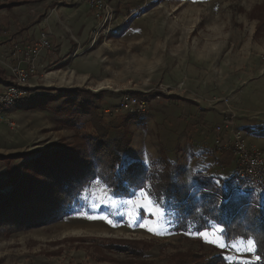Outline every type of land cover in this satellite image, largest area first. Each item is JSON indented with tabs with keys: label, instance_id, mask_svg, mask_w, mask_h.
<instances>
[{
	"label": "rangeland",
	"instance_id": "obj_1",
	"mask_svg": "<svg viewBox=\"0 0 264 264\" xmlns=\"http://www.w3.org/2000/svg\"><path fill=\"white\" fill-rule=\"evenodd\" d=\"M9 1L0 0V4ZM131 1L127 4L133 10L128 16L125 4L114 8L115 19L108 31L95 33L93 13L91 17L88 13V29L79 30L80 44L71 45L67 53L65 47L51 42L54 54L31 78L33 90L0 120V194L11 190V176H17L19 183L37 177L26 163L37 159L39 152L60 153L77 143L78 133H91L103 119L112 125L111 136L125 133L130 138L123 158L140 163L148 160L146 185L152 187L146 190L163 212L159 222L163 234L148 230L156 225L149 211L140 209L137 214L123 203L134 199L140 187L131 188L128 196L114 194L116 207L97 206V197L113 191L93 181L64 219L9 233L1 228L0 264H122L139 260L142 264H172L173 254L189 252L224 258L221 249L195 235L218 224L197 230L195 219L181 222L184 217L176 208L179 202L166 197L164 183L183 185L189 195L188 206L199 204L205 196L210 208L217 210L222 189L216 185L211 190L209 183L215 184L220 177L230 178L231 195L234 187L238 189L234 198L260 200L259 194L240 188L231 149L222 146L232 155L229 167L214 164L220 144L206 147L209 156L203 163L200 158L190 165L189 158L204 145L196 141L202 110L230 119L234 113L261 114L264 120V24L258 28L264 23V0ZM48 9L45 0L0 8V78L10 74L9 66L14 63L9 54L12 45L32 43L35 35L37 39L46 32L39 30L37 23ZM71 89L81 92L67 102L64 93ZM135 92L144 93L145 111L121 110V102ZM153 92L159 94L151 96ZM88 93H100L101 97ZM89 101V109L79 105ZM57 106L66 107L64 113H55L53 107ZM126 113L136 114L137 119L126 121ZM221 122L209 124L207 134L212 142L225 133L215 130L225 120ZM192 177L194 184L188 187ZM229 254L236 255L234 251Z\"/></svg>",
	"mask_w": 264,
	"mask_h": 264
},
{
	"label": "trees",
	"instance_id": "obj_2",
	"mask_svg": "<svg viewBox=\"0 0 264 264\" xmlns=\"http://www.w3.org/2000/svg\"><path fill=\"white\" fill-rule=\"evenodd\" d=\"M36 0H10L7 3L0 4V8L15 6L23 3L33 2ZM126 16L130 14L132 6L125 4ZM124 7V8H125ZM33 22L28 24L31 26ZM261 23L258 28L262 26ZM33 90V89H32ZM31 90V91H32ZM79 89H71L64 93L71 102L72 97L80 95ZM96 99L101 94H91ZM133 96L144 98V93L135 92ZM158 92L150 95L156 96ZM39 95L38 98H40ZM52 98V97H45ZM145 99V98H144ZM41 100V99H38ZM91 101L80 102L83 108L89 109ZM57 114L64 113L66 107H53ZM75 110L72 111V114ZM127 112V111H125ZM200 112V120L203 123V114ZM69 115L68 113L66 116ZM101 116L99 115L98 118ZM137 119L136 114L126 113V121ZM100 124L93 127L91 133H78L77 143L63 149L60 153L51 151H41L34 161L27 162L35 176L19 183L17 176H11L12 188L4 194H0V229L4 228L6 233L35 226L48 224L64 219L68 214L73 203L79 200L85 186L93 181H99L111 188L113 193L118 196H128L133 187L146 185L148 174L145 166L139 161H132L130 167L126 170L118 167L122 154L129 149L130 138L127 134L110 135L111 124L100 119ZM124 122V118H122ZM257 129L264 135V126H258ZM216 163L221 167H229L232 162V155L225 151L220 144ZM32 166V167H31ZM33 168V169H32ZM28 169V168H27ZM137 177H143L142 182ZM227 183L228 181H222ZM200 185V184H198ZM202 185V184H201ZM210 189H215L216 184L209 183ZM164 193L166 197L173 196L179 204L176 208L184 217L195 219L198 222L197 230L209 228L211 223L220 224L217 217H223L222 227L226 228L225 236L232 238L249 235L255 230L264 234V194L261 195L260 202L249 201L247 198H234L228 205L221 203L217 208H210L207 197H203L199 204L193 202L187 205L189 195L187 189L180 183H171L168 180L164 183ZM231 196L229 192L221 191L222 200H228ZM241 199L243 203H241ZM198 207L201 212H198ZM221 209H224L221 212ZM43 223V224H41ZM146 245L144 242H140ZM264 255V248L261 249ZM141 253L136 255L139 257ZM105 260V259H104ZM172 264H227L220 255L204 258L202 255L189 253L173 254L171 256ZM122 264H142L139 261H122ZM264 264V261H261Z\"/></svg>",
	"mask_w": 264,
	"mask_h": 264
},
{
	"label": "built area",
	"instance_id": "obj_3",
	"mask_svg": "<svg viewBox=\"0 0 264 264\" xmlns=\"http://www.w3.org/2000/svg\"><path fill=\"white\" fill-rule=\"evenodd\" d=\"M93 13L96 23L95 33L110 29L115 19V9L110 0H85ZM52 43L46 32H41L32 43H15L10 49L14 63L9 66L10 74L0 78V120L9 114L28 97L32 90L30 78L35 72V59L41 50H50ZM146 100L133 95L127 96L120 104L121 110L143 112ZM225 123L217 125L218 133L225 131L227 139L222 142L216 138L215 143L232 150L236 162L235 172L240 188L259 194L264 191V154L248 141L247 134L234 127L231 120L224 118Z\"/></svg>",
	"mask_w": 264,
	"mask_h": 264
},
{
	"label": "crops",
	"instance_id": "obj_4",
	"mask_svg": "<svg viewBox=\"0 0 264 264\" xmlns=\"http://www.w3.org/2000/svg\"><path fill=\"white\" fill-rule=\"evenodd\" d=\"M110 1H111V4L114 6V8L120 7L123 4L133 3L131 0H110ZM28 3H31V2H28ZM23 4H26V3H23ZM45 4L50 6L51 9H48L45 12V16L42 18V20H40V22L37 23L39 26L38 28L39 30L46 31V33L49 35L51 42L55 46L57 45L59 47H65V50H63V52L67 53L71 49L70 48L71 45H73L74 43L77 45L80 44L78 37L79 35H81V33L79 34V30H81L82 28L88 29V23H90L88 13H90V17H91V10L85 0H45ZM19 5H22V4H19ZM35 22L36 21H33L34 24ZM27 32H28V35L31 36L30 33L32 32L31 31H27ZM35 34L36 32H34V35ZM33 40L34 41L36 40V35L33 38ZM50 51L51 49L41 50L39 52L34 62L35 72H34V75L31 76V78H33L35 74L39 72V68L41 67L43 68L45 64L49 63L50 57L53 56L54 54V53H51ZM31 78H30V81H31ZM235 116H236V113L233 114L231 119L228 117L233 123V125L235 123L234 127L241 126L242 127L241 131L247 134L248 141L252 143L254 146H256L257 148L261 149L262 152H264V135L260 132L261 131L260 129L259 130L257 129L258 126H264V120L262 118V115L253 114L250 116H236V117ZM202 117H203V123H200L201 125L198 128L199 134H198V137H196V141L197 143L200 142V144L203 143L204 145L199 146L196 149V151H198L196 155H192V157L189 158L190 165H191V162L194 164L200 158L203 159L202 160V163H203L204 158L209 156L206 150L207 146H211L213 148H216V146H218L215 143V139H214V142L210 140V136L207 134V131H208L210 122L220 124L222 123L221 121L224 120L223 116L213 117L211 113L209 114L208 112H205ZM226 139H227V134L224 133V135H222L221 140L222 142H224ZM188 140L186 144H189ZM192 147L193 146L191 143L190 148ZM217 157H218V153L216 152V155L214 157V162H215L214 164L216 165H218L216 163ZM178 159L180 160L181 157H178ZM174 161L176 160L174 159ZM205 163H207V160H205ZM263 194H264V191L259 193L260 198H261V195Z\"/></svg>",
	"mask_w": 264,
	"mask_h": 264
},
{
	"label": "snow or ice",
	"instance_id": "obj_5",
	"mask_svg": "<svg viewBox=\"0 0 264 264\" xmlns=\"http://www.w3.org/2000/svg\"><path fill=\"white\" fill-rule=\"evenodd\" d=\"M141 163L145 166V171L147 170L148 160L146 158L141 160ZM158 163V162H153ZM132 164V161L127 160L126 158H122L118 167L122 169H127ZM190 171V170H188ZM137 180L142 182L143 177H137ZM229 177H220L215 181V184L218 188H221L223 192H229V186L227 183H221L222 181H228ZM195 181V177H192L188 182L187 186L192 187ZM152 187L151 184L143 185L140 187L138 193L135 194L134 199H129L127 201H123V203L128 204L132 209L136 210L138 214L140 209H145L149 211V213L156 218V225L154 227H149L148 230L153 232L155 235L163 234L159 222L163 220V212L159 208L158 200H153L151 198V194L146 190L147 188ZM233 195L229 196L228 200H221L219 202L228 205L230 201H232L235 197V194L238 192L237 188L232 189ZM114 193L105 192L103 198L97 197L96 205H104L110 207L117 206V200L113 198ZM87 197H85L86 199ZM162 198V197H161ZM175 199V198H173ZM241 203L243 200L241 199ZM264 207V206H262ZM224 209H221L223 212ZM128 215H133L132 212L126 213ZM220 221V224L211 228L205 229L204 231H198L195 235L202 237L207 243L213 244L215 247L222 250L225 253V260L227 264H261V261H264V255L261 254V249L264 248V234L258 233L255 230L249 235L246 236H238L229 238L225 236L226 228L220 226L224 222V218L217 217ZM111 223V221H108ZM234 251L236 253L235 256L230 255L229 253Z\"/></svg>",
	"mask_w": 264,
	"mask_h": 264
}]
</instances>
